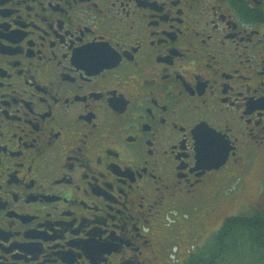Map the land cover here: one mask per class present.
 Masks as SVG:
<instances>
[{
  "label": "flooded vegetation",
  "instance_id": "af4514ba",
  "mask_svg": "<svg viewBox=\"0 0 264 264\" xmlns=\"http://www.w3.org/2000/svg\"><path fill=\"white\" fill-rule=\"evenodd\" d=\"M262 161L264 0H0V264H186Z\"/></svg>",
  "mask_w": 264,
  "mask_h": 264
},
{
  "label": "trees",
  "instance_id": "16d2710c",
  "mask_svg": "<svg viewBox=\"0 0 264 264\" xmlns=\"http://www.w3.org/2000/svg\"><path fill=\"white\" fill-rule=\"evenodd\" d=\"M216 245L204 249L203 255H192L186 264H236L232 258L247 257L248 252L254 253L256 264H264V213L244 219H229L223 230L215 238Z\"/></svg>",
  "mask_w": 264,
  "mask_h": 264
},
{
  "label": "rangeland",
  "instance_id": "374dc122",
  "mask_svg": "<svg viewBox=\"0 0 264 264\" xmlns=\"http://www.w3.org/2000/svg\"><path fill=\"white\" fill-rule=\"evenodd\" d=\"M262 176H264V161H262L261 163L257 164L255 166V173H254V177L252 179H248L247 180V184H246V188L242 191L241 190V185L239 184V182L237 181H233V183H231V185L227 188V190H225V193L229 196H234V198H237L235 200H232L231 203L229 205H227V207H225V212L220 215L218 218H216L213 221H207L204 222L203 218H202V213H199V210L197 212H195V214H199V218L196 219V222L193 223V225H188V224H184L182 230L187 226L188 231H190L189 236H186L184 238H182L184 240V242H187L184 245V249L181 250V252L184 253V257L185 256H191L190 252L193 251L198 245H204V248L207 249H211L212 247H214V245H216V241H208L207 237L209 235V233L212 232H216V230L221 226L222 220L223 218L226 216L228 218L236 215V213H238V211L244 207V209L248 206H252L254 204L257 203L258 201V194H259V188H261L262 183L264 178H262ZM239 193V194H238ZM238 200V201H236ZM262 205H264V197L263 200L261 201ZM243 204V205H242ZM264 210V208H263ZM254 211V210H252ZM192 212V210L190 211ZM171 217H175L174 215H170ZM170 217V219H172ZM222 219V220H221ZM172 223V220H171ZM192 224V223H190ZM198 226V227H197ZM182 230H180L179 227H176L174 229V233H180ZM196 230L199 231V233L196 232ZM196 232V233H195ZM201 235V236L197 239V236ZM166 239H170V237H166ZM197 239V240H196ZM177 240V237L173 238L172 241L174 244V241ZM171 243V241H170ZM172 244L169 245L170 250H172ZM175 246V245H174ZM175 251V250H174ZM190 254V255H189ZM247 257H243L244 259L242 260V257H238L237 259L232 258L231 260H234V262L236 264H256V260L254 259V253L252 252H248ZM188 258V259H189ZM216 260H213L211 262H209V264H214ZM216 264V263H215Z\"/></svg>",
  "mask_w": 264,
  "mask_h": 264
},
{
  "label": "snow or ice",
  "instance_id": "6c2138e0",
  "mask_svg": "<svg viewBox=\"0 0 264 264\" xmlns=\"http://www.w3.org/2000/svg\"><path fill=\"white\" fill-rule=\"evenodd\" d=\"M108 56V53L100 52H85L83 58L85 61L91 59H103ZM197 138L198 150L205 158L213 154L219 148V139L215 136V133L206 127L195 129L193 133Z\"/></svg>",
  "mask_w": 264,
  "mask_h": 264
},
{
  "label": "water",
  "instance_id": "95a60500",
  "mask_svg": "<svg viewBox=\"0 0 264 264\" xmlns=\"http://www.w3.org/2000/svg\"><path fill=\"white\" fill-rule=\"evenodd\" d=\"M223 164H224V159L223 160L221 159L219 162V167L222 166Z\"/></svg>",
  "mask_w": 264,
  "mask_h": 264
}]
</instances>
